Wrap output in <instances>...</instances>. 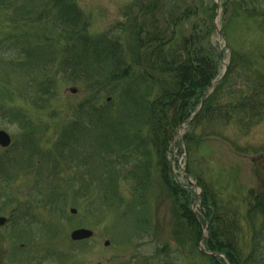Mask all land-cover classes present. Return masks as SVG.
<instances>
[{
	"label": "trees",
	"instance_id": "trees-1",
	"mask_svg": "<svg viewBox=\"0 0 264 264\" xmlns=\"http://www.w3.org/2000/svg\"><path fill=\"white\" fill-rule=\"evenodd\" d=\"M138 3V14L128 20L127 42L122 45L107 35L92 38L77 0H0V12L14 11L10 15L14 16V26L0 41L1 66L12 69L19 82H24L13 90L6 75L2 76L0 109L15 96L28 97L33 107L40 106L52 95L59 76L69 77L72 84L81 83L88 88L89 97L78 105V115L64 123L44 153L53 161L48 181L54 179L52 192L44 195L46 204L59 206L65 198L59 193L56 174L63 164L69 168L72 160L78 171L72 180L77 184L73 193L77 199L94 189L98 200L119 203L120 183L125 181L126 198L144 205L156 176L175 199L177 228L189 231L195 247L206 235L203 244L210 255L204 257L209 264H264V210L254 192L247 191L241 202L247 210L240 218L249 232L243 244L239 216L217 201L204 184H198L202 218L193 214L190 196L172 181L168 160L170 145L185 124L181 145L186 155L185 172L192 174V146L203 137L195 130L205 122L235 123L239 128L246 122L258 124L264 115V90L258 80L232 62L218 84L205 93L219 74L211 52L201 48L202 39L198 42L191 35L176 45L174 27L184 16L174 18L175 10L166 13L164 0ZM233 8L264 41V0H237ZM240 79L245 87L232 89L231 83ZM104 83L116 91H107ZM104 97L110 101L101 103ZM33 136L30 130L28 161L38 153ZM29 212L26 209L17 217L11 216L13 231L26 217L27 225L31 223ZM50 230L53 234V228ZM53 256L47 253L42 259ZM61 257L55 259L61 261Z\"/></svg>",
	"mask_w": 264,
	"mask_h": 264
},
{
	"label": "rangeland",
	"instance_id": "rangeland-1",
	"mask_svg": "<svg viewBox=\"0 0 264 264\" xmlns=\"http://www.w3.org/2000/svg\"><path fill=\"white\" fill-rule=\"evenodd\" d=\"M143 2L146 3H140ZM235 2L237 0H164L166 13L175 10L174 18L184 16L174 27L176 45L195 35L198 42L202 39L201 48L205 53L211 52L217 61L219 77L224 65L235 62L241 72L258 80L264 90L263 36L234 12ZM77 3L92 38L107 35L122 45L127 42L125 30L128 20L138 14V0H77ZM13 13L11 10L0 12V41L14 26L11 20L14 16H10ZM2 63L0 58V81L6 75L9 88L20 89L24 82L20 83L13 70L1 66ZM4 63L10 62L5 60ZM104 87L107 91L113 88L109 84ZM244 87V79L231 83L234 90ZM71 89L75 93H71ZM87 97V87L81 83L72 84L67 76H59L55 79L52 95L40 106L33 107L28 97L15 96L0 109V131L11 140L8 149L0 148V172L3 173L0 174V217L7 219L0 227V264H209L204 257L207 251L203 241L195 247L189 231L177 228L175 199L156 176L144 205L126 198L129 195L125 181L120 183L119 203L98 200L94 189L77 199L73 194L77 184L72 180L78 171L72 160L69 168L63 164L56 174L61 186L59 193L65 198L59 206L46 204L44 195L52 192L50 183L54 179L48 181L53 161L44 153L50 150V144L56 140L64 123L78 115L77 107ZM105 101L106 97L101 103ZM30 130H33V145L38 147L35 149L38 153L28 161L27 134ZM183 134L182 128L169 148L171 177L173 183L190 196L193 214L202 218L200 203H195L201 189L192 187L183 174L186 164L181 145ZM195 134L203 137L197 146H192V174H188L192 184H204L230 212H236L239 218L244 216L247 208L241 202L247 191H253L255 196L264 194V115L258 124L246 122L242 128L235 123L205 122ZM177 154H180L178 160ZM4 157L9 161L2 162ZM175 160L177 167L173 163ZM6 177H10V182ZM26 209L30 211L28 217L32 224L27 225L26 217L22 226L13 231L11 216L17 217ZM71 209L75 214L70 213ZM238 220L242 231L240 239L246 244L248 228L241 218ZM76 229L90 230L93 235L85 242H71L70 234ZM105 242L109 243L107 247ZM47 253L54 256L43 261ZM60 255L61 261L55 259Z\"/></svg>",
	"mask_w": 264,
	"mask_h": 264
},
{
	"label": "water",
	"instance_id": "water-1",
	"mask_svg": "<svg viewBox=\"0 0 264 264\" xmlns=\"http://www.w3.org/2000/svg\"><path fill=\"white\" fill-rule=\"evenodd\" d=\"M220 55L221 56L223 55V52L222 51H220ZM225 71H226V65H224V70H223L222 76L224 75ZM219 80L213 82L209 86V88L205 91V93L209 89H211L215 85H217L218 82H219ZM71 93H75V90L74 89H71ZM202 103H203V100H202L201 104ZM197 113H198V111H197ZM197 113L195 114V116L197 115ZM10 143H11V141H10L9 136L5 132L0 131V148L5 149V148H7L10 145ZM186 178H187V180H189V177L188 176H186ZM258 203H259L260 206H262L264 208V195L262 193L258 195ZM70 213L71 214H75V210H73V209L70 210ZM5 222H6V219L3 218V217H0V226H3L5 224ZM92 235H93V233L91 231H89V230H86V229H77V230H74V231L71 232L69 238H70V241H72V242H80V241L89 240L92 237ZM108 245H109L108 242H105L104 243V246L107 247Z\"/></svg>",
	"mask_w": 264,
	"mask_h": 264
},
{
	"label": "bare ground",
	"instance_id": "bare-ground-1",
	"mask_svg": "<svg viewBox=\"0 0 264 264\" xmlns=\"http://www.w3.org/2000/svg\"><path fill=\"white\" fill-rule=\"evenodd\" d=\"M176 158H177V160H178V156H177V155H176ZM177 160L173 161V163H175L174 166H177V165H176ZM178 167H179V166H178Z\"/></svg>",
	"mask_w": 264,
	"mask_h": 264
}]
</instances>
